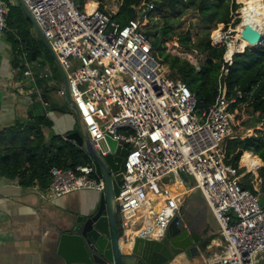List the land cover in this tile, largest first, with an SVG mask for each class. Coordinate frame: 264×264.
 <instances>
[{
  "label": "built area",
  "instance_id": "2783aa9c",
  "mask_svg": "<svg viewBox=\"0 0 264 264\" xmlns=\"http://www.w3.org/2000/svg\"><path fill=\"white\" fill-rule=\"evenodd\" d=\"M24 1L67 72L72 97L96 147L110 136L129 149L116 196L122 247L132 248L137 238L165 237L171 221L181 215L186 193L175 194L170 186L178 181L184 185V172L193 176L194 188L219 226L220 243L212 245L220 252L209 256L208 264H264L261 191L252 181L256 192L243 186L242 161L238 166L225 162V141L240 136L234 131L240 105L233 106L243 93L228 95L222 81L241 52L227 56L228 45L221 40L233 41L228 34L235 30L212 38L213 45L226 50L218 96L200 109L195 93L183 80L172 78L155 53L146 29L153 3L141 8L143 19L123 24L114 18L117 12L99 4L88 11L77 0ZM16 2L0 0V39ZM21 58L24 76L35 84L49 77L41 61H29L26 51ZM58 94L64 97L63 85ZM39 100L48 104L43 95ZM50 174L51 183L40 191L45 200L80 189H105L93 160L73 168L53 167ZM254 175L262 185L258 173Z\"/></svg>",
  "mask_w": 264,
  "mask_h": 264
},
{
  "label": "trees",
  "instance_id": "16d2710c",
  "mask_svg": "<svg viewBox=\"0 0 264 264\" xmlns=\"http://www.w3.org/2000/svg\"><path fill=\"white\" fill-rule=\"evenodd\" d=\"M244 1L246 4L242 6L241 12H249L256 18L264 19V13L258 0ZM231 2L232 11H236L239 5L234 0H122L120 10L114 14V18L125 24L130 19L138 18L143 6L153 3V10L148 12L150 16L167 11L181 13L184 8H193L202 14L203 24L209 28L212 22L215 24L223 22L229 25L233 19V15L229 16ZM237 23L238 20L235 24ZM8 27L7 32L14 43L16 53L22 57L23 52L26 51L29 61L41 62H44L42 56L46 55L62 84V76L54 59L45 45L35 37L32 23L18 2L11 5ZM158 33L157 30H147V34L152 37L155 53L168 65L170 76L174 79H181L188 85L197 97L198 108L209 107L218 96L219 76L226 46L213 45L209 32L197 43L192 42V35L189 31L180 35L179 41L182 45L195 46L197 50L206 54L205 62L200 69H197L188 59L166 52L165 42L167 39H172L168 25L163 26ZM21 69L24 70V67ZM222 81L227 85L228 95L235 94L238 90L242 91L243 98H238L233 108L246 103L253 114L252 119L246 120L248 126L255 129L260 126L262 129L255 130L253 135L227 139L225 141V162L238 166L249 151L258 155L264 162V43L258 48L247 47L244 52L236 53L233 64ZM57 109L71 113L66 102L65 107L57 106ZM42 126L52 128L53 121L47 116H34L33 122L26 124L20 122L4 132L5 136L9 137L4 148L11 149L0 154L1 174L11 178L21 176L24 184H29L37 178L42 189H46L51 183L50 170L53 167L73 168L92 161L80 146L66 139L70 132L53 133L47 137L42 131ZM31 135H34V138H31ZM25 162H30L32 168L24 169ZM245 170L241 168L240 172ZM28 171H31L29 176L26 175ZM258 176L262 179L261 189L264 193V165L259 168ZM252 177L253 175L246 174L242 184L256 192L251 182Z\"/></svg>",
  "mask_w": 264,
  "mask_h": 264
},
{
  "label": "crops",
  "instance_id": "0c3cea01",
  "mask_svg": "<svg viewBox=\"0 0 264 264\" xmlns=\"http://www.w3.org/2000/svg\"><path fill=\"white\" fill-rule=\"evenodd\" d=\"M18 59H21V55L16 53L14 43L6 32L0 39V154L11 149L4 148L9 140L4 132L20 122H33L34 116H43L40 115L42 112L37 98L33 97L34 92L24 85V80H28V77L24 76L22 63ZM44 100L47 105L39 100L43 109L50 106L47 98ZM59 106L65 107L61 104ZM66 112L59 109L47 112L53 121L52 128L41 127L47 137L53 133L65 134L75 129V117ZM31 138H34V135H31ZM252 153H246V160L253 168H258L262 161L258 155ZM253 157L258 158L261 164L258 161L251 163ZM23 168L31 169V163L25 162ZM26 175H31V171L26 172ZM42 188L37 178L29 184H24L21 176L11 178L0 173V264H53V259L60 261L56 254L57 246L53 242L55 229L65 225L77 213L85 211L100 195L95 189H80L52 200H45L40 196ZM179 188L186 191L181 199L180 213L186 218L189 217V229L201 236L202 231L208 229L209 237H214L210 241L211 245L220 243V239L209 230L206 218L209 208L200 190L194 188V184L187 188L180 183ZM201 263L200 256L188 258L182 252L170 264Z\"/></svg>",
  "mask_w": 264,
  "mask_h": 264
},
{
  "label": "water",
  "instance_id": "95a60500",
  "mask_svg": "<svg viewBox=\"0 0 264 264\" xmlns=\"http://www.w3.org/2000/svg\"><path fill=\"white\" fill-rule=\"evenodd\" d=\"M32 23V30L50 52L62 80L64 101L75 117L76 127L67 134L66 139L80 146L94 161L97 174L104 180L105 189L85 211L77 213L65 225L54 231L53 242L57 246L56 254L60 261L53 264H170L184 252L188 258L204 254L209 240H203L199 233L191 232L189 221L184 215H177L169 224L162 240L137 238L132 248H123L120 225L121 216L116 204L119 184L129 149L110 136L99 142L97 148L72 97L66 70L45 37L41 27L32 15L24 0H17ZM143 15V14H141ZM241 37L248 39L251 47H260L264 43V30L246 23ZM21 63L22 58L18 59ZM23 67V63L21 64ZM106 152V154H104ZM186 178L188 175L182 172ZM169 182V177H164ZM179 222V223H178Z\"/></svg>",
  "mask_w": 264,
  "mask_h": 264
},
{
  "label": "rangeland",
  "instance_id": "374dc122",
  "mask_svg": "<svg viewBox=\"0 0 264 264\" xmlns=\"http://www.w3.org/2000/svg\"><path fill=\"white\" fill-rule=\"evenodd\" d=\"M234 1L235 3L239 5V7L236 11H232V2L230 3L231 12L229 16L233 15V19L229 23V25L223 22H220L217 24L212 22L209 25V28L205 27L202 21L203 16L199 11L193 8H184L181 13L167 11L162 14L154 13L152 16L149 15L148 20H147L146 29L151 30V31L157 30V33H158L161 31L163 26L168 25L171 30L172 39H167L165 42L166 52H170L173 55H179L182 58H186L191 63H193L197 69H200L202 64L205 62L206 54L197 50L195 46L182 45L181 42L179 41V36L189 31L192 35V42L197 43L200 38L205 37L206 33L209 32V37L212 41L214 34H216L217 32L220 31L223 34H225L227 33V31L230 30V28H232L235 30V32H233V34L232 33L228 34V36L229 38L235 39L237 35L236 27L241 22V15H242L241 8L242 6H245L246 2L244 0H234ZM258 1L264 13V0H258ZM77 3L79 5H81L82 3L83 5H85V7L87 5V7L89 6L91 8L97 7V5L99 4L101 8H104L110 12H118L122 5V0H77ZM138 18L143 19V17L139 15H138ZM236 20H238L237 24H235ZM263 30H264V25L261 28V31ZM251 48H257V47H251ZM42 59L44 60L45 63L44 62H40V63L42 64V66L46 65L48 67L49 77L44 78V79H39L36 84L30 78H28V80L25 79L24 77L23 78L25 79L24 85L27 88L32 89V92H34L33 97L37 98L38 100V106H39L40 111L42 112V114L40 115L50 117L47 112H52L53 109H57V106H59L60 104L65 105V101H64V98L62 96H59L58 94V89H59L58 86L62 84H60V80L58 79L59 77L56 76L55 72L53 71V67H52L53 65H51L46 55H43ZM39 95H43L44 98H47L50 106L45 107V109H43V106H40V104L42 103L39 101ZM252 118H253V114L251 110L248 108L246 103L242 104L239 107V113L236 119V125L234 126L235 134H239L240 136L244 137L246 135H253L255 133V130H259V129L262 130L260 126L257 127L256 129L253 127L250 128L248 126L246 120H249ZM246 159H247V154L244 155L242 162H241V164L243 165L242 168L246 169L244 171L245 173L243 174L244 176L242 180L244 179L246 174L253 175L251 181L254 183V185L258 189H260L261 201L264 202V198H263L264 193L261 189L262 185H258L256 183L255 175H254L258 173L259 168L264 165V162L261 160L262 165L258 168H253L252 164H250L248 160ZM183 180H184V185L187 188H189L191 185L194 184V178L191 175H188L186 178L183 177ZM206 218H207L210 232H213V235L219 240L220 239V236L218 234L219 226L210 209L208 213L206 214ZM188 219L189 217L186 218L187 221H189ZM208 232H209L208 229L202 231V238L205 240H209L207 251L204 254L196 256V257L200 256V260L202 261L201 264H208L209 256H211L214 253L220 252V248L211 245L210 243L211 239L209 237Z\"/></svg>",
  "mask_w": 264,
  "mask_h": 264
},
{
  "label": "bare ground",
  "instance_id": "6f19581e",
  "mask_svg": "<svg viewBox=\"0 0 264 264\" xmlns=\"http://www.w3.org/2000/svg\"><path fill=\"white\" fill-rule=\"evenodd\" d=\"M85 8L88 11H91L95 7L94 8L93 7L91 8L89 6L87 7V5H86ZM241 14H242L241 15V22L236 27V30H237L236 38L233 41H228V40H225V39L221 40L222 42L224 41L228 45L227 46L228 47L227 56H230V55H232V54H234L236 52H242L245 48L251 46V43H250V41L248 39H245V38H242L241 37V30L243 29V26L246 23H249L252 26H255L259 30H261L262 26L264 25V19L256 18L255 16H253L249 12L248 13L247 12L246 13L245 12H241ZM221 35H222V32L219 31L216 34H214V37H219ZM220 38L222 39L223 37L221 36ZM256 161L260 162L259 164H261V161L258 158L253 157L251 159V163L256 162ZM179 184H180V182L178 181V182H175L170 187L173 190V192H175V194H179L180 195V194H183V192H184L185 189L179 188Z\"/></svg>",
  "mask_w": 264,
  "mask_h": 264
},
{
  "label": "flooded vegetation",
  "instance_id": "af4514ba",
  "mask_svg": "<svg viewBox=\"0 0 264 264\" xmlns=\"http://www.w3.org/2000/svg\"><path fill=\"white\" fill-rule=\"evenodd\" d=\"M189 228H190V227H189ZM190 231H191V230H190ZM191 232H192V231H191ZM194 233H197V232H194ZM203 240H205V239L202 238V241H203Z\"/></svg>",
  "mask_w": 264,
  "mask_h": 264
}]
</instances>
